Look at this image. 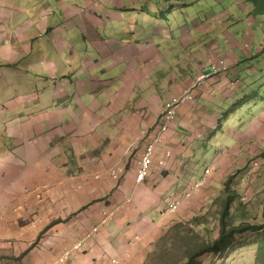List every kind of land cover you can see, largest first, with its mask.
Returning <instances> with one entry per match:
<instances>
[{
  "label": "crops",
  "instance_id": "1",
  "mask_svg": "<svg viewBox=\"0 0 264 264\" xmlns=\"http://www.w3.org/2000/svg\"><path fill=\"white\" fill-rule=\"evenodd\" d=\"M189 1L0 0V264H145L188 214L189 202L168 213L169 200L186 197L205 177L186 172L185 160L196 141L220 132L211 107L236 99L231 90L241 81L224 13H182ZM169 6L171 21L161 15ZM209 30L210 55L180 61L201 48L194 33ZM225 55L231 71L199 86L197 106L182 108L166 137L173 153L167 165L156 159L137 183L145 131ZM117 166L124 170L118 180L103 175ZM196 196L187 199L192 206ZM95 228L83 251L60 262ZM214 264L264 263L245 257Z\"/></svg>",
  "mask_w": 264,
  "mask_h": 264
},
{
  "label": "rangeland",
  "instance_id": "2",
  "mask_svg": "<svg viewBox=\"0 0 264 264\" xmlns=\"http://www.w3.org/2000/svg\"><path fill=\"white\" fill-rule=\"evenodd\" d=\"M171 1L181 3L180 0H166L165 4L170 5ZM185 3H191V10L183 9L182 13L191 12L192 16L200 13L201 17H205L211 10L224 13L222 28L228 27L234 33L236 41V44L232 43L234 48L229 49V58H235L239 54L248 58L250 52L253 54L264 46V11H261L264 7L263 0H190ZM259 12L262 14L259 15ZM252 16L258 20L251 22ZM112 24L119 25L118 22ZM222 28L217 29L220 30L218 34L221 35V41L226 38ZM181 32L178 29L177 34ZM212 33L211 30L201 34L194 33V39L201 48L191 49V54L187 52L188 55L180 57V61L185 59L195 64V60H198L202 63L204 58L200 57L201 53L207 52L210 55L209 51H212L210 45L206 46L212 44ZM85 46L86 43L82 40L81 47ZM189 56L190 59L187 58ZM226 58L227 56L220 59L226 62L228 70L218 72V76H227V72L234 66ZM213 60L216 61L217 58ZM255 68L257 71L248 69L246 81L240 79V83L236 85L238 87L233 86L231 91L238 92L236 99L221 101L211 107L220 114V132L215 135L212 133L209 137L203 136L200 141H196L192 148V158H186L183 166L186 172L192 171L191 169L197 174L198 171L205 172V177H198L193 181L190 186L192 196L171 198L167 212L178 214L184 203H190L187 199H193L196 195V198L200 196V203L196 206L188 203V214L166 231L145 264H214L219 259L264 258V66L259 68L258 64ZM201 75L200 73L199 76ZM244 88H247L246 92ZM175 97L174 95L173 98ZM230 133L234 138L229 136ZM165 140L166 136L161 149L166 148ZM156 163L161 168L166 166L158 165V160ZM206 168L208 170L205 171ZM174 202L179 204L175 210L172 209ZM245 226L248 228L245 232L234 233L235 228ZM98 233L99 228H95L86 236L92 238ZM207 248H212L214 252L200 256V252Z\"/></svg>",
  "mask_w": 264,
  "mask_h": 264
},
{
  "label": "built area",
  "instance_id": "3",
  "mask_svg": "<svg viewBox=\"0 0 264 264\" xmlns=\"http://www.w3.org/2000/svg\"><path fill=\"white\" fill-rule=\"evenodd\" d=\"M227 70L228 67L226 65V62L224 60H220L217 64L212 66L211 73H203L197 78L196 82L191 88L185 90L182 94L176 96L165 104L164 109L156 120L154 126L144 133L147 144L145 152L139 160L136 178L137 183L140 184L144 182L150 176L151 169L155 164L156 158H158V165H166V158L170 157L172 153L170 150L161 149V143L171 125L177 119L181 108L187 104L194 103L197 100L196 94L198 92L199 86L213 73ZM257 165L258 162H256L255 166ZM123 171L124 170L121 168H113L106 174V176L109 175L111 178L118 180ZM178 205V203L174 202L172 204V209L175 210ZM89 238V235L82 238L77 244L72 247L71 250L65 252L63 257L60 259V262H66L74 252L83 251L85 245L87 244V239Z\"/></svg>",
  "mask_w": 264,
  "mask_h": 264
},
{
  "label": "trees",
  "instance_id": "4",
  "mask_svg": "<svg viewBox=\"0 0 264 264\" xmlns=\"http://www.w3.org/2000/svg\"><path fill=\"white\" fill-rule=\"evenodd\" d=\"M256 1H258V0H256ZM264 1V0H263ZM186 4H188V3H186ZM172 5V4H171ZM170 5V6H171ZM168 7L167 8V10H161V15H162V17L164 18V19H166L167 21H171V15H172V9H173V7ZM255 10H257L256 8H255ZM261 11L263 12L264 11V7L261 9ZM260 14L259 15H261L262 13L261 12H259ZM260 17V16H259ZM252 18H254V19H258L257 17H254V16H252ZM251 54H249V57L247 58V57H244V56H242L241 54H239L238 56L240 57L239 58V60H240V62H239V64H238V67L239 68H241V71H239L238 73H239V78L240 79H242V80H245L246 81V79H247V77H248V69L249 68H251L253 71H257V69L255 68L258 64H259V68H262V66H264V46L260 49V50H258V51H256L255 53L253 52V54H252V52H250ZM220 60H222V59H219L217 62H215L216 64L220 61ZM249 64H250V66H249ZM213 66V65H212ZM245 68H247V69H245ZM211 69H212V67L210 68V72H208V73H211ZM236 70V69H235ZM224 72V71H223ZM207 73V72H206ZM201 74H203V73H201ZM204 74H205V72H204ZM215 77V76H218V74L217 73H213L209 78H211V77ZM208 78V79H209ZM196 98H197V94H196ZM248 101V100H247ZM196 102V101H195ZM195 102L194 103H190V104H187V105H185L184 107H188V106H192V105H194L195 104ZM184 107H182V108H184ZM181 108V109H182ZM181 111V110H180ZM180 113V112H179ZM160 116V115H159ZM158 116V117H159ZM158 119V118H157ZM176 121H174L173 122V124L171 125V127H170V129L168 130V132L166 133V137L168 136V135H170V133H171V131H172V128H173V125H174V123H175ZM154 126V125H153ZM152 126V127H153ZM221 126L218 124L217 125V128H216V130L217 129H219ZM221 129V128H220ZM167 165V164H166ZM206 170H208V169H206ZM205 170V171H206ZM205 174V173H204ZM191 191H189V192H187V194L185 195L186 197L189 195V197L190 196H192V193H190ZM230 202V201H229ZM229 204V203H228ZM227 207V206H226ZM264 207V206H263ZM228 212V211H227ZM263 216H264V208H263ZM248 228L245 226V227H238V228H235L234 230V233L235 232H239V233H241V232H245L246 230H247ZM219 247H217V250H219L218 249ZM214 252V250L212 249V248H207V249H204L202 252H200V256H203L204 254H206V253H213ZM263 252H264V248H263ZM222 259H219V261H221ZM224 260V259H223ZM219 261H217V262H219ZM256 261H257V263H264V258H262V259H256Z\"/></svg>",
  "mask_w": 264,
  "mask_h": 264
}]
</instances>
